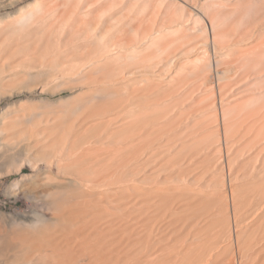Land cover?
I'll return each instance as SVG.
<instances>
[{
	"label": "bare ground",
	"instance_id": "bare-ground-1",
	"mask_svg": "<svg viewBox=\"0 0 264 264\" xmlns=\"http://www.w3.org/2000/svg\"><path fill=\"white\" fill-rule=\"evenodd\" d=\"M60 1L33 0L26 4L25 9L24 6L21 10L18 8L20 11L17 10L13 22H0V178L20 169L19 164L12 165L11 160L17 158L16 152L23 147L22 143L19 147V142H16L17 139L20 141L17 135L22 123L18 111L14 112L19 108L12 109L6 98L18 88L25 69V74L27 70L28 75L32 73V67L25 68L23 62H35L43 47H46L44 53L51 44L58 47L53 42L58 41L57 37L62 33L59 30H67V35L64 37L62 33L64 40L61 43L60 38L58 44L68 47V50L64 47L65 54L70 50L72 53L63 55L65 60L60 59L75 58L69 59V66H66L68 61L59 69L61 63L58 66L53 62L50 66L46 63L48 67L45 70L49 75H55L56 71L57 74H65L73 66L88 68L82 71L80 78L87 88H82L77 94L86 90L84 93L87 95L89 92L93 102L74 101L76 105H71V111L75 113L79 112L77 108L81 104L87 106L80 109L84 117L80 129L82 125L86 127L82 126L66 140L61 138V143H58L59 139L46 142L29 138V144L24 143L26 146L22 149L25 153L21 150L18 153H37L40 150V155L47 158L53 151L57 166L62 164L64 168L67 165L76 170L78 176L71 177L74 173H70L72 175H62L60 180L52 177L55 182L47 177L44 181L51 183L43 182L46 184L41 185L43 189L36 187L42 189L38 192L47 200L45 210L49 217L46 219L37 218L32 213L14 218L0 206V264H162L164 256L160 261L161 255L157 258L150 250L157 248L150 245L154 239L161 243L171 234L178 238V231V256L183 264H231L235 256L241 264H264V32L258 34L259 31L246 29L233 34V30H219L213 26L211 35L207 29L200 30L198 34L188 25L185 15L178 17L177 14H173L174 18L178 17L176 19L169 15L172 20H168L172 24L167 27L159 23L157 28L145 25L147 29L132 27L129 30L128 27V30H123L125 23L121 26L119 19L115 21L116 12L112 14L113 7L118 9L120 5L119 2L118 6L113 5L115 0H110L113 3L111 7L106 2V9H113H110L111 19L106 17V23L110 22L107 28L104 26L103 32L102 27H98L100 24L93 22L94 12L91 16L85 15L82 5L87 0H82V4L78 0L73 1L77 5L80 3L78 7L71 3L72 0ZM175 1L169 0L170 5H177ZM9 2L0 0V7L13 3ZM127 2L128 5L133 4L132 0ZM96 3L92 5H99ZM125 3L122 4L124 9L121 8L123 11L129 10ZM100 5L95 8L96 13L102 12L99 18L105 8ZM180 6L182 9L185 7ZM179 18L183 20L181 24ZM101 19L100 22L103 21ZM96 26L97 30H102L98 32ZM225 26L222 25L221 29ZM56 30L59 35L55 34ZM255 32L258 37H252ZM211 41L213 54L210 52ZM53 45L51 49L55 47ZM51 49L48 52L52 57L58 56L60 51L62 53L61 49L59 54ZM44 53L38 56L46 58ZM43 68L41 72L45 71ZM37 70H31L32 75L38 71L40 74ZM95 93L99 98H93ZM75 98L72 99L77 100L79 96ZM96 108L104 111L105 119L101 116L97 120L96 116L101 112L97 113ZM111 112L113 116L109 117ZM109 141L122 146L116 144L115 150L110 149L113 144L110 145ZM106 143L109 144L108 153L103 148ZM101 148L111 155L100 156L103 153ZM96 152L99 156L88 164V156L93 158ZM119 153L123 156L121 158L125 157L122 159L125 162H120L118 169L121 163L124 168L127 166V172L122 173L119 169L126 179L124 176L119 179L118 162L113 161ZM103 157H111L109 164L116 167L114 171L107 164L110 173L118 176L116 179L120 185L112 178L116 180L117 188L113 187L116 182L108 180L110 177L105 181L106 176L103 178L99 174L103 180L99 181L97 176L96 181L91 174L87 177L90 165L94 169L95 166L101 168ZM96 158L99 162L94 163L98 161ZM79 161H85L84 168L83 164H77ZM46 162L49 166V161ZM112 162H117L115 167ZM103 167L100 172L108 171ZM225 169L230 176L231 214L237 227L235 242L227 238L231 210L226 191L222 192L225 187L218 190L223 183L226 185L223 181ZM20 180L15 178L12 184L17 185ZM120 180H125V183L121 184ZM149 235L155 236L153 241L147 240ZM219 242L223 247L217 246ZM164 243L159 244L161 248L157 246V250L160 251ZM167 243L171 244L170 241ZM144 248L155 255H148Z\"/></svg>",
	"mask_w": 264,
	"mask_h": 264
},
{
	"label": "rangeland",
	"instance_id": "rangeland-1",
	"mask_svg": "<svg viewBox=\"0 0 264 264\" xmlns=\"http://www.w3.org/2000/svg\"><path fill=\"white\" fill-rule=\"evenodd\" d=\"M9 1L10 2H13V3H10L9 2L10 3L9 5L7 4L6 6L0 7V19L3 20V21H0V22H3L2 24H4V23H7L8 24L9 23L8 21L13 22L14 18L16 17V13L18 14V11H20L22 9L21 7L24 6L23 8L25 9L26 8L25 7L26 4L29 3V2H31V1H33V0H9ZM58 1H60V0H58ZM73 1H77V0H72V2H71L72 4H76ZM78 1H80V3L81 2L83 3V1H86V0H83V1L82 0H78ZM93 1L94 0H89V1L87 0L86 3L84 2L83 5H82L84 7L83 10L86 12L85 15H88V16H91L92 12H94L93 17H95V19L93 18L94 21H93V19H92V21L93 22H96V24L94 23L95 25L100 24V26L98 25V27H102V29L105 28L104 26H106V28L108 27L107 25L110 22L109 19H111V17H112L111 15L116 12L115 16L116 15H118L119 17L121 15H123V16L120 17V18L117 16L116 19H115V21L117 19H119V22H118V20H117V22L120 23L121 26L125 23L122 26V29L124 28L126 30H128V27H129V30L132 29V27L133 28L135 27V29H137V30H140V28H141V30L147 29L145 27V25L146 26L148 25V28H154V27L157 28L156 26L159 25V23L162 25V27H167L168 25H170V23L172 24V21H171L172 18L173 19H176L179 16H184L185 15L186 18H187L186 20H187L188 25L190 24L189 26L192 27L191 28L192 30H194V31L197 30L196 33L198 32V34H199L200 30H204V29L206 30L207 29V31L209 32V35H211L210 33L212 31H210V30H211V28L213 26L214 27H218L219 30H233V34L236 33L237 31L240 32L239 30H246V29L247 30L253 29L256 32L259 31L258 34L264 32V30H263L264 29V0H176L175 2H177V5L175 3V5L172 4V6L170 5L169 0H145V1L144 0H132L133 1V4H131L132 6L130 5L131 1H129L130 2L129 3L130 7H129L128 2H127L128 0H117V2L115 0L114 1L115 4H113L112 1L110 3V0L109 1L108 0H104L105 2L103 0H99V1H101V2H99L97 0V1H94V2L95 3L97 2L96 4H99V5L101 3L102 4V6L100 5L101 7H103V6L105 7L107 5V3H108V5H110V7H111V4L116 5L118 2L120 4V5L117 4V6L119 5L118 6V9H115L117 7H113L115 10L113 8L106 9L108 7V5H107V7L104 8V10L102 8L101 10H103L104 13L101 15V17H102L101 20H103L101 22L99 20L101 18V17L99 18V16H100L99 14H101L102 12L100 11V13H96L95 8L98 7L99 5L93 6L95 4V3L94 4L92 3ZM120 1H123L124 3L126 1L125 5H126V7H128L129 10H124L123 11V9H124V7L122 6L123 2L120 3ZM87 2H89V3L91 2V3L88 5ZM144 2H146V4ZM155 2H156V5H155ZM80 3L78 5H80ZM84 4H87L90 8L87 5L86 6L88 8H85V5ZM103 4H105V5H103ZM179 4L182 5V6L185 5V7H184L185 9L184 8L182 9V7ZM78 5L76 4L77 7H78ZM73 6L74 5H72V9H73ZM76 6H75V8H76ZM82 6L81 7L79 6V7L82 8ZM18 8H20V10H18ZM121 8H123V9H121ZM242 8H243V10H242ZM88 9H90L91 12ZM105 9L107 11H105ZM110 9H113L112 14H111V10ZM166 9H168V12H167ZM108 10H110V12ZM119 10L121 12H119ZM135 10H137V11L134 12ZM88 11H89V13H88ZM125 12L128 13V14H126ZM95 13H96L97 16L95 15ZM108 13H110V14H108ZM170 14L173 16L172 18H171V16H169ZM173 14H175V15L177 14L178 17H175L174 18V15ZM245 14H246L247 17L245 16ZM132 15H133V17H132ZM218 15H221V16L218 17ZM226 15H228V16H226ZM106 17L109 18L108 19L109 22H107L108 24L106 23V19H107ZM113 17H114V15H113ZM129 17H131V18H129ZM140 17L143 18V19H141V21H139L140 20ZM121 18H122V20H120ZM168 18H170L171 20L170 19L168 20ZM214 18L216 20H214ZM221 18H223V19H221ZM136 19L138 21H136ZM151 19H152V21H150ZM132 20L134 22L136 21L137 24H136V22L134 24H132V22H133ZM222 20H223V22H222ZM98 21H99V23H98ZM126 21H128L127 24H126ZM153 21H154V23H153ZM169 21H171V22H169ZM212 21H214L215 23H217L216 26L213 25V24H215L214 22H213V24L210 25V23H212ZM93 22H92V24H93ZM104 22L106 23V25L104 24ZM179 22H180L179 24H181V22H183V20L180 21V18H179ZM224 22H226V23L224 24ZM237 22H238V24H237ZM102 23H103V25H101ZM142 23H143V26H142ZM129 24H131V25H129ZM95 25L93 27H95ZM120 25H119V28H120ZM222 25H223V27L226 25L225 28L222 27V29H221V26ZM233 25H235V26L233 27ZM98 27L95 28V29L97 30ZM102 29L99 28V30H97V31L100 32V30H102ZM117 29H115V30H117ZM115 30H111V31H113L112 33H117V32H115ZM57 31L58 30L55 31V34H57ZM59 31L63 33L62 36L66 37L65 35H67L66 34L67 33V30L65 32H64V30H59ZM104 31L105 30L103 29V32ZM61 34L60 35L57 34V35L60 36V37L58 36L57 39L58 38L59 39L61 38L60 39V42L62 43L63 40H64V37H61ZM258 34L257 33L255 35L252 34V37H258L257 36ZM202 37L200 36V39H202ZM54 39L57 40L55 37H54ZM59 39H58V41H59ZM55 40H53V41H55ZM58 41L53 42V43L57 44L58 47L56 48V45L51 44L49 46L48 51H50V49H51L50 47L52 45L55 46V47H53L54 49L53 48L51 49V51H53V52L56 50L55 52L59 54L58 51H60V49H61L62 50V53L60 51V54L58 55L59 56V59L62 58V59L65 60V57L63 55H67L68 56V54H72L71 53V50H70V53L68 51L67 52L68 54H65L66 53L65 52V49L67 48V50H68V47L65 46V45L62 46V45L58 44V43H60ZM66 43L67 42H64V44H66ZM210 45H211V49L210 48L209 49L211 50L210 52L213 54L212 51H214L213 50L214 48H212V46H213L212 45V41H211V44ZM64 47H66V48L64 49ZM44 48H46V47H43V49H41V51L43 50L42 54H41V51L39 49H38V52L37 53H39V51H40L39 54L43 55L44 50H45ZM48 51L46 49V52L44 54L47 55L46 53ZM48 53H49L48 54L49 56L47 55V57H46L47 59L46 58H43V56H38L39 54H37L36 55L37 56V58H36L37 61L35 59V62L33 61L34 64L31 63L32 65L29 63L30 61L29 62H23L27 66V67L25 66V68H28V66L29 67H32V68H30L31 70H34V69L37 70V68H38V70H40V74H39V71L37 70L38 72L36 71L37 73H35L34 75H32L33 74V71H31L29 69L30 72H32V73L30 75H28L27 74L28 73V70L26 71V74H25V70H26L25 69L24 70V74H23L24 77H22V80L20 81V84H19L20 87L18 85V88L16 87L17 89L15 88L16 90H14V94L12 96L6 98V103L8 105L10 104L12 109H14V107L16 108V106H17V108H19L20 111H21L20 112L19 109H17V110L15 109V112L14 113H16V111H18V113L20 114L19 115L20 116L19 119H21L20 120V124L22 123V126L19 125V127H18L19 128L18 129L19 132H18V135H17V137L19 138L20 141H17L18 139L16 140V142H19L18 143V146L19 147H22V145H23L22 149L25 148V146H26V145L24 146V143L25 144H27V143L29 144V141H30L29 138L31 140L32 139H36V138L38 139L39 138V141H43L44 140L46 142H49L50 140H52L54 142L56 139H59L60 141L58 140V143H61V141H62L61 138H63V140L64 139L66 140V138L72 136L75 131H79V129H80V123L84 119L83 114L81 113V110H83L84 107H87L85 105L83 106V104H81L82 105L81 106L80 103H79V105L81 107L80 106H79V108L76 107L77 109H79L78 110L79 112L78 113H75V112L71 111L72 106H75L76 105V104H74L75 103L74 101H76L78 103L79 101L80 102L81 101L82 102L83 101L84 102H87V100H88V102H91L89 100H92V102H93V99H91L92 97L90 96L89 92H86V93H88L87 95L84 93L86 90L84 92L82 91V93H84V96L86 95V97L88 99L85 98V100H84V96H83V98L80 99V96H82L83 94L82 93L80 95L77 94V93H80L81 92V89L82 88H83L82 90H84V89L87 88V87H85L87 85L84 84V83H82L83 80H80V78L82 79V73H83L82 71H84L85 69H88V68H86L84 66L83 67L84 69H83V68H78V66L77 67L76 66H73V68H71V69L73 70L74 67H75L76 70L74 69V71H72L71 69H68L69 71H67V72L69 74L67 72L65 74H63L62 72H59V74H57L58 72L56 71V74L55 75L54 74H52V75L50 74L49 75L48 73H46L47 71L45 70V68L48 67V65L46 63H49V66H50V64H52V62L55 63V66L57 64L59 65V63H61V65H59V66L57 65L58 66L57 69H59L63 65H66V62H68V61H69V63H67L66 66H69L70 63H71V61L69 59H71V58L74 59L75 57H70L69 58V57L66 56L68 59H66L67 61H64L62 59L59 60L57 58L58 57L57 55H55V57H56L55 58V57L50 56V55H52L50 52H48ZM53 56H54V53H53ZM52 59H54V60L57 59L58 62H56L57 60L54 62V61H52ZM60 61H63V62H60ZM62 63H65V64H62ZM27 64H29V65H27ZM38 64L41 65V68H40V66ZM44 65L45 66L47 65V66L45 67ZM53 65H51V66H53ZM34 66H37V67H34ZM55 66H53V68ZM70 67H72V66H70ZM70 67H68V68H70ZM42 68L45 71H42L41 72ZM70 71L72 72V74H70L71 73ZM66 74H68V75H66ZM47 75H49V76H47ZM54 76H56V77H54ZM215 80H216V77H215ZM78 91H80V92H78ZM97 94L95 93V96L96 97L93 95V98H96V99L99 98V97H97ZM78 96H79V99H77ZM70 97H72V98L76 97L75 99H77V100H74V99H72ZM14 103H15V105H14ZM84 109H86V108H84ZM100 110H98V109H97V111L95 110L97 113H100V112L102 113V115H101V113L99 115V114H97L95 112L97 114V116H96L97 117V120L99 118H101V116H103V114H104L103 113L104 111H100ZM12 111H14V110H12ZM98 111H100V112H98ZM107 111L109 112V110H107ZM108 115H109V117H112L113 116L112 112L109 113ZM103 118L105 119L106 117L103 116ZM86 124H88V123H86ZM82 126H81V129H82ZM84 127H86V125H84L83 128ZM87 127H89V125H87ZM20 133H21V135H20ZM21 136H22V138H21ZM21 143H22V145L20 146ZM109 144L111 145L113 143H111L109 141ZM109 144L106 143L104 145L103 148L106 150L105 152H107L109 150ZM116 144L119 145L118 143H115V145ZM113 145H112V148H110V149H114L115 150L117 145L116 146L115 145L113 146ZM119 146H122V145H119ZM103 148H101L100 151H102ZM107 148H108V150H107ZM19 149L22 151L21 148H19ZM19 149H17V150H19ZM117 149H118V147H117ZM46 150L48 151V149H46ZM19 151L16 152V154L19 155V156L16 155V157H17L16 159H14V157H13V159L15 161L13 162V159L11 161H12V165L14 163L15 164H19V168L20 169H18L17 172L15 171V172H10L11 174L10 173L5 174V176H2V178H0V206L2 207V209L4 210L5 213L10 214L14 218H16V217L17 218H21V217H24V215L26 216V214L27 215H30V213H32L33 215H37L36 216L37 218L40 217V219H42V218L43 219H46V217H49L48 211L45 210L46 209V205L45 204H47V200L41 196V194H42L41 192H38L42 188L41 185H46V184H43V182H46L47 183V181H44V180H47L46 178L48 177V178H50L51 181L53 180L52 182H55L56 180L52 179V177H56L58 180H60L59 178L60 177L63 178L64 175L67 176L70 173H74L75 174L76 173L75 172L76 170H73L72 168L66 167L67 165L64 168H63L62 164H61V167L59 165L57 166V164H56L57 158H56V156L53 155V151H52L53 157H52V155L50 156L48 154L47 155V158H46V156L45 157H42V155H40L41 154V151L40 150L37 153H35V152H29L28 154H24L25 151L23 150L24 153H21L22 155L18 153ZM45 151H44V153H45ZM49 151H50V149H49ZM111 151H109V153H111ZM98 152H99V150H98ZM98 152H96L97 155L94 154L93 158L90 157V156H88V158L86 157L87 160H88V162H89L88 164H92L93 161H94L93 160L94 157L95 156H99L98 155ZM102 152L103 153H102V155L100 154V156H106L107 153H108V152L107 153H104V151H102ZM118 152L119 151H117L115 153L118 154ZM120 152L122 153V155H124L122 151H120ZM110 155L111 154L107 155V157L110 156ZM114 155H116V154H114ZM111 157H109L107 159H105L103 157V159H105L104 161H106L105 162L106 165L104 166L105 168L103 167L104 161L102 162L103 163L102 164L101 163L102 158L100 157L101 158L100 163L102 165L101 168H100V166H98V167L95 166V169H94V168H91V165H90L91 170H90V168L87 170L89 176L87 175V171H85L84 173L87 175V177H90V174H91V178L93 176L94 180L96 179V181H98L97 180V176L99 178V175H102L103 178H104V176H106V177L103 180V178L100 176L99 181H100V179H102L103 181H105L106 178L108 179L110 177L108 180L111 179L113 182H116V180H117L116 178L118 176L120 177L119 179H121L125 175V174H123V176H122V174L120 173V171L121 172L122 171L124 172L125 170L128 171V169L126 168L127 166H125V168H124V165L122 166L123 163H121V166L119 167V169H121V170L119 171L118 166H119L120 162H125V161L122 160V159H125V157L124 158H121L123 156H121V154H120L118 156H115V158L113 156V158H114L113 161L116 160L118 162V164L116 165L117 162H114L115 164L112 162L114 164V167H115V165L117 167V170H118V172L116 171L117 174H119V173L120 174L117 176V174H114L113 175V173H110V170L108 169L107 164L110 165L109 164V160L111 159ZM116 157H117V159L119 161L116 159ZM119 157L121 158V161H120ZM83 158H85V157H83ZM45 159H47L49 161V164H50L49 166L47 165V162H46L47 160L45 161ZM87 160H85L86 161L85 165H87ZM127 160H128V158H127ZM28 161H31V164L34 165V166L32 167V165H30V162L28 163ZM63 161H65V160H63ZM85 161H83V162L79 161L80 163H77V164H80L79 166H81L83 164L82 167L84 168V166H85L84 165V162ZM110 161H112V160H110ZM96 162H99V160L98 161H95L94 163H96ZM128 162H129V160H128ZM97 164H99V163H97ZM97 164H95V165H97ZM128 165H129L128 167L130 169L131 168L130 163ZM14 166H16V165H14ZM92 166L94 167V165H92ZM110 166L112 167V165H110ZM102 167H103L104 170H107L108 169V171H105L106 173L108 172L106 175H104L105 172L103 170L101 172H104V173L101 174L100 170L102 169ZM106 167H107V169H106ZM111 167H110V169H111ZM116 167L115 168L112 167L114 169V171H115ZM92 169L93 170H96V172L95 173H94V171L92 172ZM226 169H225V172L226 173H224V171H223V173H224L223 176L226 177V178H223L224 179L223 181L226 182V185L223 186L224 183L220 180L221 181V184L222 183L223 184H222V187H219L218 188V190H221V188H224L225 187V190L222 189V192L223 191H226V193L225 192H223V193H225V195L227 196L226 199H228L229 209L231 210L232 209V207H231L232 206V203H231L232 201H231V198H230L231 197V192L228 191L229 190V184H230V181H229L230 180L229 179L230 176H229V173H228V171ZM97 170H98V172H97ZM114 171H112V172H114ZM127 171H125V172H127ZM79 173H81V172H79ZM74 174L71 177H76V175L78 176V174H75V175ZM85 174H84V176H86ZM94 174H95V176H94ZM110 174H112V175L110 176ZM23 175L25 176L24 178H22ZM62 175H63V177H62ZM70 175H72V174H70ZM114 176H116V177H114ZM43 177H45V178H43ZM15 178H18V180L21 179L20 181L17 182V185L15 183H13L14 185L12 184V181ZM69 178H70V176H69ZM112 178L113 179H116V180H113ZM124 178H125V176H124ZM122 180H120L121 181L120 182L121 184H122V182L125 181V180L124 181H122ZM51 181L49 183H51ZM118 181L119 180H117V182ZM117 182L115 183V185H113V187L114 186L116 188L118 187L117 186ZM49 183H47V184H49ZM118 185H120L119 182H118ZM39 186L41 188H36V187H39ZM8 187H10V188H8ZM6 189H9V190H6ZM35 190H37V191L35 192ZM6 191L9 193L8 195L4 194V193H7ZM218 193L220 194L221 192H218ZM36 194H40V195L37 196ZM231 212H232V210L229 212L230 213V216H231V218H230L231 221L229 222L230 223V227H229V232L227 234V236H229V237H227V238H228V241H231L230 239L232 238V241L235 242L234 239H236L235 238L236 237L235 236L236 235L235 233H236L237 227H236V224L234 223L235 221H233L234 218L232 217L233 215L231 214ZM176 234L178 235V238H177V236H175V234L174 235L171 234L172 236L165 237V240H163L165 243H166V241L167 242L170 241V243H171L170 245H168V243L166 245L163 241H161L162 244L164 243V245H162V246H164V247L166 246L165 248L163 247L162 249H160L161 248L160 247L161 246V243L160 242H158V243L155 242V239H154V243L150 245V246L154 245V248H157V249H158V247H160L159 248L160 251L163 250V249H164V251H161L160 252L157 249H152L153 247L151 248L150 246H148L147 248L150 247L151 249L150 248L149 249L152 250L153 252H155L156 255L153 252L152 253L155 256H157V258H159L158 256L161 255L162 257L160 256V261H162L161 258H163V256H164V260L163 261H165V262H166V260H169L170 259L169 263L167 262L165 264H180L181 261H179V256H178L179 255V253H178L179 252V231L176 232ZM153 236L149 235V237L147 236V238H149V239H147V238L146 239L148 241H153ZM154 238H155V236H154ZM224 243H222V244L224 245ZM155 244H156V247H155ZM159 244H160V246H159ZM167 246H170L172 248L167 247ZM217 246H219V248H220V246H221L220 245V242L218 243ZM173 247H174V249H173ZM221 247H223V246H221ZM166 248L168 249V251H167ZM144 250H145V248H144ZM165 250H166L167 253L165 252ZM145 251L147 252V249ZM162 252H164V253H162ZM152 253L150 254V252H149L148 255L149 254L150 255H153ZM158 253H160V254H158ZM176 253H178V254L176 255ZM174 254H175V256H174ZM166 256H167L168 259H165ZM232 259L233 260L231 261V264H239V263L241 264V261L238 258V256H235ZM163 261H162V264H164ZM181 264H183V263H181Z\"/></svg>",
	"mask_w": 264,
	"mask_h": 264
}]
</instances>
